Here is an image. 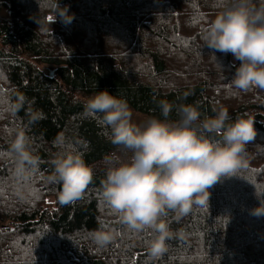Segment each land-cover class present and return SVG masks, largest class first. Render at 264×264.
Instances as JSON below:
<instances>
[{
  "label": "trees",
  "instance_id": "trees-1",
  "mask_svg": "<svg viewBox=\"0 0 264 264\" xmlns=\"http://www.w3.org/2000/svg\"><path fill=\"white\" fill-rule=\"evenodd\" d=\"M58 2L74 14L71 24L44 21L56 18L53 0H40L45 11L38 0H0V264H264V216L251 215L264 200V90H229L240 62L216 52L221 71L202 39L225 0ZM104 90L148 118L165 119L164 100L173 105L169 122L179 120L181 105L196 107L201 119L226 108L229 124L255 121L248 166L217 182L204 205L167 212L172 238L160 257L147 250L157 233L130 230L103 199L104 156L131 157L85 114L87 100ZM18 130L38 158L27 180L14 175ZM68 151L83 154L94 179L80 200L63 205L52 161ZM101 223L119 232L105 248L90 236Z\"/></svg>",
  "mask_w": 264,
  "mask_h": 264
},
{
  "label": "clouds",
  "instance_id": "clouds-1",
  "mask_svg": "<svg viewBox=\"0 0 264 264\" xmlns=\"http://www.w3.org/2000/svg\"><path fill=\"white\" fill-rule=\"evenodd\" d=\"M38 3L40 11H45L40 0ZM53 5L56 18L48 21L45 16L44 21L52 25L59 18L65 25L71 24L74 14L61 8L58 0H53ZM37 23L41 27L39 19ZM202 39L221 71L224 66L216 52L230 53L240 62L227 85L229 90H264V0H225L205 27ZM158 107L165 119L150 117L143 124L133 121L126 100L107 90L95 93L84 107L86 115L98 118L108 130L105 135L112 145L131 153L128 162H122L115 152L104 156L107 171L102 196L127 228L136 232L152 229L157 233L147 248L153 258L167 251L166 242L172 238L164 220L167 212L185 215L193 204L209 202L210 189L217 182L248 166L247 145L257 136L252 119L237 117L227 123L231 117L226 108L201 119L196 107L181 105L177 107L179 120L169 122L173 105L162 100ZM10 150L15 158L14 175L27 180L36 170L38 158L24 130L15 133ZM52 163L51 179L61 185L59 202L68 205L80 200L94 179V170L83 154L68 151ZM251 215L264 216V200L251 210ZM90 236L98 247L105 248L117 239L119 232L101 223Z\"/></svg>",
  "mask_w": 264,
  "mask_h": 264
},
{
  "label": "rangeland",
  "instance_id": "rangeland-1",
  "mask_svg": "<svg viewBox=\"0 0 264 264\" xmlns=\"http://www.w3.org/2000/svg\"><path fill=\"white\" fill-rule=\"evenodd\" d=\"M233 60H234V58H233ZM43 68H44V71L47 72V73H50V72L54 71V69H55V67L52 66V65H50V66H49V65H44ZM131 110H132V109H131ZM132 112H133V117H132V119H133V121H134L135 123L143 124V123H145V122L149 119L148 117H146L145 115H143V114H141V113H139V112H136V111H134V110H132ZM3 224H6V223L0 221V227H1Z\"/></svg>",
  "mask_w": 264,
  "mask_h": 264
},
{
  "label": "water",
  "instance_id": "water-1",
  "mask_svg": "<svg viewBox=\"0 0 264 264\" xmlns=\"http://www.w3.org/2000/svg\"><path fill=\"white\" fill-rule=\"evenodd\" d=\"M51 74H53V71L51 72Z\"/></svg>",
  "mask_w": 264,
  "mask_h": 264
},
{
  "label": "snow or ice",
  "instance_id": "snow-or-ice-1",
  "mask_svg": "<svg viewBox=\"0 0 264 264\" xmlns=\"http://www.w3.org/2000/svg\"><path fill=\"white\" fill-rule=\"evenodd\" d=\"M49 19H51V18L49 17Z\"/></svg>",
  "mask_w": 264,
  "mask_h": 264
},
{
  "label": "flooded vegetation",
  "instance_id": "flooded-vegetation-1",
  "mask_svg": "<svg viewBox=\"0 0 264 264\" xmlns=\"http://www.w3.org/2000/svg\"><path fill=\"white\" fill-rule=\"evenodd\" d=\"M50 74H51V72H50Z\"/></svg>",
  "mask_w": 264,
  "mask_h": 264
}]
</instances>
